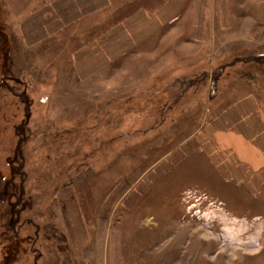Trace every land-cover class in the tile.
Returning a JSON list of instances; mask_svg holds the SVG:
<instances>
[{
	"label": "rangeland",
	"instance_id": "rangeland-1",
	"mask_svg": "<svg viewBox=\"0 0 264 264\" xmlns=\"http://www.w3.org/2000/svg\"><path fill=\"white\" fill-rule=\"evenodd\" d=\"M60 1L0 0V264H264V199L198 151L161 162L247 93L264 111V24L138 39L108 70L103 14L37 28Z\"/></svg>",
	"mask_w": 264,
	"mask_h": 264
},
{
	"label": "crops",
	"instance_id": "crops-1",
	"mask_svg": "<svg viewBox=\"0 0 264 264\" xmlns=\"http://www.w3.org/2000/svg\"><path fill=\"white\" fill-rule=\"evenodd\" d=\"M67 5L74 9L67 7L59 17L49 10L46 16L42 11L35 13L40 23L37 28H48L47 33L57 37L63 28L103 14L96 27L105 34L103 39L112 40V50L105 57L108 70L119 66V61L138 45V39L173 33L182 39L199 40L207 38L215 25L220 28L219 24L227 28L234 22L246 23L254 29L264 24V0H66ZM72 36L67 29L61 37L70 40ZM197 151L219 179L241 184L249 194L264 199V111L257 96L247 93L232 102L161 162L169 165L173 155L184 159Z\"/></svg>",
	"mask_w": 264,
	"mask_h": 264
}]
</instances>
